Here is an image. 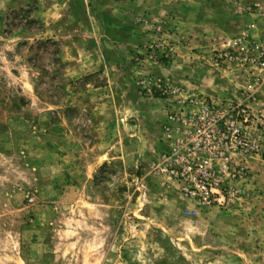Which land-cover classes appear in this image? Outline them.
Instances as JSON below:
<instances>
[{
	"label": "rangeland",
	"instance_id": "obj_1",
	"mask_svg": "<svg viewBox=\"0 0 264 264\" xmlns=\"http://www.w3.org/2000/svg\"><path fill=\"white\" fill-rule=\"evenodd\" d=\"M262 52L264 0H0V264H264V150L223 206L151 168L155 84L238 102Z\"/></svg>",
	"mask_w": 264,
	"mask_h": 264
},
{
	"label": "built area",
	"instance_id": "obj_2",
	"mask_svg": "<svg viewBox=\"0 0 264 264\" xmlns=\"http://www.w3.org/2000/svg\"><path fill=\"white\" fill-rule=\"evenodd\" d=\"M251 48L262 49L259 45ZM259 56L262 76L246 84L238 102L205 96L183 99L177 87L155 84L179 98L163 125L166 148L151 163L152 171L174 182L183 195L200 205L230 204L235 198V181L245 172L241 159L264 150V124H254L249 106L264 86V52Z\"/></svg>",
	"mask_w": 264,
	"mask_h": 264
}]
</instances>
